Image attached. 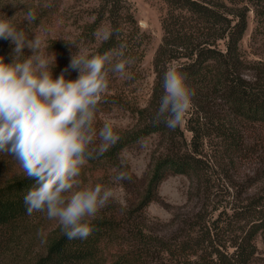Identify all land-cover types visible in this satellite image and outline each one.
Returning <instances> with one entry per match:
<instances>
[{"label": "trees", "instance_id": "trees-1", "mask_svg": "<svg viewBox=\"0 0 264 264\" xmlns=\"http://www.w3.org/2000/svg\"><path fill=\"white\" fill-rule=\"evenodd\" d=\"M164 1L167 11L162 18V41L153 59L155 79L149 102L143 107L132 106L130 109L136 115L134 125L118 132L120 140L104 156L89 160L122 168L119 156L124 148L158 134L165 145L152 157L137 203L124 216L95 219V231L85 241H70L59 228L50 236L43 252L20 264H253L255 239L264 230L263 214L247 227L239 225V221L251 214L235 209L237 216L226 222V229L233 234L231 246L235 247L229 256L215 247L206 252V234L201 228L206 225L204 211L189 220L181 239L154 234L146 228L142 212L158 198L159 186L169 174H185L205 187L210 181V169L216 163L219 165L218 159L234 162L258 149V139L254 144L248 143V132L251 125H264V72L247 71L248 59L241 41L250 11L256 23L253 35L264 33V0ZM99 2L94 24L107 19L109 31L114 34L109 40H102L98 55L119 50V44L124 43L126 57L135 58L138 50L124 31V0ZM170 67L186 73V82L195 92L186 126L181 124L175 130L153 121L163 94V74ZM33 184L25 175L0 184V254L10 252L13 238L31 216L26 211L24 196ZM194 232H199L196 234L201 238L192 240ZM113 243L118 244L116 251H111Z\"/></svg>", "mask_w": 264, "mask_h": 264}, {"label": "rangeland", "instance_id": "rangeland-1", "mask_svg": "<svg viewBox=\"0 0 264 264\" xmlns=\"http://www.w3.org/2000/svg\"><path fill=\"white\" fill-rule=\"evenodd\" d=\"M99 6V0H0V17L10 18L29 38L40 35V51L56 53L53 75L58 77L69 65L72 54L78 50L67 41L75 42L90 55H98L103 33L110 29L107 19L94 24ZM124 6V31L127 38L134 42L138 54L134 58L135 64L128 69L130 79L110 73L109 87L99 105L96 121L99 129L104 121L110 120L118 132L134 125L136 115L130 109L132 106L143 107L149 102L155 79L153 59L162 41V18L167 11L164 0H124ZM30 11L35 15L31 22L26 19ZM255 26L254 13L250 11L248 28L241 41L250 74L264 72V33L254 36ZM63 43L66 46L64 49ZM13 47L10 39L0 38V56L7 62L13 59ZM25 52L32 54L27 48ZM77 77V71L67 73L69 79ZM192 111L187 113L183 127ZM185 133L190 137L186 128ZM255 139L259 140L260 145L251 156L239 157L234 162L218 159L219 165L216 163L210 169V181L205 187L197 185L185 174H169L159 186L158 198L142 212L146 228L167 239H181L184 238L182 234H186L189 220H193L196 213L204 211L206 225H201V228L206 234L203 236L206 252L215 247L232 255L235 247L231 246L230 237L233 234L226 229V222L233 221L237 216L235 209H244L251 214L245 213L247 217L239 221L242 223L237 222L247 227L253 219L257 221L259 216L264 215V125L249 127L248 143L254 144ZM164 145L161 137L154 133L124 148L119 157L120 163L122 159L128 162L126 168L114 167L107 162L93 164L88 161L80 177L83 184L112 186L110 178L118 170H127L132 175L131 180H124L116 187L119 202H109L95 219L124 216L129 207L137 203L148 178L152 157L162 151ZM24 175L13 157L0 153V184ZM23 226V230L13 238L10 252L0 254V264H20L43 252L50 236L60 228L57 221L48 220L40 212L32 214ZM196 233L200 234L193 233L194 241L197 236L201 238ZM255 244L253 264H264V230L257 234ZM117 245L113 243L111 251H116ZM211 256L216 260L215 255Z\"/></svg>", "mask_w": 264, "mask_h": 264}, {"label": "clouds", "instance_id": "clouds-1", "mask_svg": "<svg viewBox=\"0 0 264 264\" xmlns=\"http://www.w3.org/2000/svg\"><path fill=\"white\" fill-rule=\"evenodd\" d=\"M26 19L31 22L35 15L30 11ZM113 34L105 31L102 39ZM0 38L14 45L11 62L0 56V153L13 157L34 181L24 196L28 215L44 213L58 222L68 240L85 241L95 231L97 214L109 202H119L116 187L132 178L129 171L118 170L110 178L112 186L83 184L80 179L88 161L104 156L121 138L110 120L97 129V113L110 73L130 79L128 69L135 59L126 57L124 43L119 50L90 55L66 40L78 50L54 77L56 53L40 51L39 34L29 38L10 18L0 17ZM70 71H77L78 77L67 78ZM186 79L176 67L164 72L154 123L171 130L183 123L195 95ZM127 164L121 160L122 168Z\"/></svg>", "mask_w": 264, "mask_h": 264}]
</instances>
